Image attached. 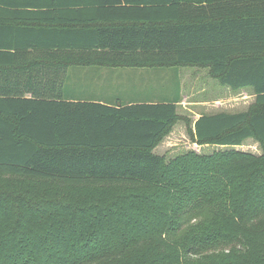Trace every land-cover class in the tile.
Listing matches in <instances>:
<instances>
[{
    "label": "trees",
    "instance_id": "16d2710c",
    "mask_svg": "<svg viewBox=\"0 0 264 264\" xmlns=\"http://www.w3.org/2000/svg\"><path fill=\"white\" fill-rule=\"evenodd\" d=\"M85 67L205 69L255 103L85 101ZM182 121L230 150L155 153ZM0 264H264V0H0Z\"/></svg>",
    "mask_w": 264,
    "mask_h": 264
},
{
    "label": "rangeland",
    "instance_id": "374dc122",
    "mask_svg": "<svg viewBox=\"0 0 264 264\" xmlns=\"http://www.w3.org/2000/svg\"><path fill=\"white\" fill-rule=\"evenodd\" d=\"M122 81L127 82V90L124 92L131 91L130 84L132 87L142 86L144 94L134 92L138 100L172 101L180 93L182 99L178 114L189 118L192 123L202 114L246 112L255 103L253 90L248 88L234 92L212 79L208 70L199 68H158L144 74L133 75L132 80L124 76ZM186 130L185 122H179L155 153L164 155L170 160L189 151L211 154L219 150H230L217 146H200L192 141ZM233 149L257 156L262 154L259 143L253 139Z\"/></svg>",
    "mask_w": 264,
    "mask_h": 264
},
{
    "label": "crops",
    "instance_id": "0c3cea01",
    "mask_svg": "<svg viewBox=\"0 0 264 264\" xmlns=\"http://www.w3.org/2000/svg\"><path fill=\"white\" fill-rule=\"evenodd\" d=\"M24 25V24H14L13 26ZM27 27H37L38 25L34 23H29L25 25ZM29 49H32L29 47ZM143 72L140 70H129L127 68H100V67H85V101H94V102H104L106 99H116L123 87L127 90V82L122 81L124 76H127L128 80H132L133 75H139ZM130 89H132V96L129 101L144 102L143 100H138L135 97V93H143L142 86H134L130 84ZM152 101V100H150ZM157 101V100H155ZM200 117V116H199ZM198 117V118H199ZM196 118L194 122L198 119Z\"/></svg>",
    "mask_w": 264,
    "mask_h": 264
}]
</instances>
